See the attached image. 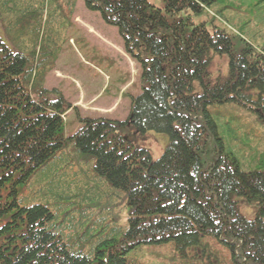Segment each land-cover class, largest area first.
I'll return each mask as SVG.
<instances>
[{
	"label": "trees",
	"instance_id": "obj_1",
	"mask_svg": "<svg viewBox=\"0 0 264 264\" xmlns=\"http://www.w3.org/2000/svg\"><path fill=\"white\" fill-rule=\"evenodd\" d=\"M19 1L0 0V28ZM83 1L119 30L142 91L126 120L79 115L67 136L71 104L45 87L41 29L29 53L0 35V264H137L132 252L166 244L197 264L219 258L214 242L234 264H264V145L256 124L235 114L264 124V43L236 33L222 10L194 21L217 0ZM218 57L227 68L215 75ZM128 126L167 135L161 157L137 148ZM105 195L126 204L127 217L104 208Z\"/></svg>",
	"mask_w": 264,
	"mask_h": 264
},
{
	"label": "rangeland",
	"instance_id": "obj_2",
	"mask_svg": "<svg viewBox=\"0 0 264 264\" xmlns=\"http://www.w3.org/2000/svg\"><path fill=\"white\" fill-rule=\"evenodd\" d=\"M148 1L163 8L162 0ZM210 8L201 14H194V21L208 20L209 12L222 10L229 20L235 22L236 33H242L256 44L264 43V1L217 0ZM218 20L222 22V18ZM38 27L44 38L42 54L45 64H49L45 87L59 90L71 104L64 115L66 135H74L81 128L79 115L126 120L132 98L142 91V69L140 63L126 52L117 27L107 24L98 11L88 9L83 0H22L18 2L8 24L0 28V35L13 51L29 53L32 47L29 42L35 38ZM226 68L225 57L214 59L212 71L215 75L225 73ZM51 96L57 97V94ZM240 113L248 124L247 128L256 124V145H264L258 142V137H264V124L257 121L249 110L238 108L235 114ZM231 127H227V141L232 140L235 133ZM124 133H129L137 148L150 151L154 160L161 157L169 144L167 135L153 131L136 133L134 128L128 126L124 128ZM234 142L238 146L243 145L237 140ZM240 156L245 169V152ZM30 189H33L31 193L35 190ZM102 205L104 208L111 207L112 213L117 216L127 217L129 212L126 204L113 195H105ZM95 207L100 208V205L95 204ZM242 209L245 216L254 217L255 208L242 205ZM211 245L214 252L220 255L219 258H212L210 262L205 257L198 258V255L195 263L234 264L226 248L216 242ZM130 258L137 264H186L170 244L144 247L132 252Z\"/></svg>",
	"mask_w": 264,
	"mask_h": 264
}]
</instances>
